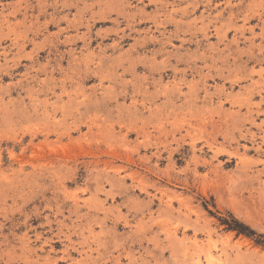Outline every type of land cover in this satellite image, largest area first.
Wrapping results in <instances>:
<instances>
[{
	"label": "rangeland",
	"instance_id": "374dc122",
	"mask_svg": "<svg viewBox=\"0 0 264 264\" xmlns=\"http://www.w3.org/2000/svg\"><path fill=\"white\" fill-rule=\"evenodd\" d=\"M232 216L264 235V0H0V264H264Z\"/></svg>",
	"mask_w": 264,
	"mask_h": 264
},
{
	"label": "trees",
	"instance_id": "16d2710c",
	"mask_svg": "<svg viewBox=\"0 0 264 264\" xmlns=\"http://www.w3.org/2000/svg\"><path fill=\"white\" fill-rule=\"evenodd\" d=\"M223 222L227 226L228 231L237 232L238 235H244L249 238H257L255 239L256 244L264 248V235H258L250 227L239 222L233 216L231 220H224Z\"/></svg>",
	"mask_w": 264,
	"mask_h": 264
},
{
	"label": "bare ground",
	"instance_id": "6f19581e",
	"mask_svg": "<svg viewBox=\"0 0 264 264\" xmlns=\"http://www.w3.org/2000/svg\"><path fill=\"white\" fill-rule=\"evenodd\" d=\"M264 255V254H263ZM211 261V260H210ZM212 262V261H211Z\"/></svg>",
	"mask_w": 264,
	"mask_h": 264
}]
</instances>
